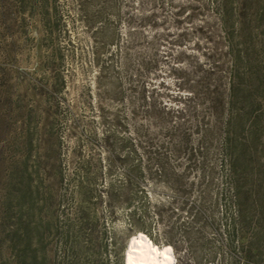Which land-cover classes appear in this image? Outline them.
Segmentation results:
<instances>
[{
	"label": "rangeland",
	"instance_id": "obj_1",
	"mask_svg": "<svg viewBox=\"0 0 264 264\" xmlns=\"http://www.w3.org/2000/svg\"><path fill=\"white\" fill-rule=\"evenodd\" d=\"M39 2L25 0L27 9L12 16L11 29L0 30V264H19L26 221L35 228L40 216L48 223L56 213L58 207L51 202V194L66 196L65 206H73L68 196L70 188L64 183L58 185L49 176L37 177L34 171L39 155L50 157L45 162L51 173V156L58 153L61 166L69 172L76 160L75 151L83 158L104 159L107 136L111 152L128 158L123 164L117 163L111 176L118 181L138 156L142 157L141 150L135 153L136 128L145 104L142 96L148 103L156 100L179 108L190 126L192 116L200 112L206 82L227 81L228 59L223 56L226 42L218 0H48L45 9ZM231 9L238 13L240 0H231ZM45 10L51 36L41 26ZM233 20L238 24L241 19L234 15ZM218 62L221 68L213 71V64ZM29 132L33 138L30 154L25 138ZM39 138L48 141L41 149L36 142ZM196 138L194 134L191 139L194 146ZM221 139L219 135L207 154L215 181L200 186L202 171L193 167L182 192L149 188L152 203L141 224L158 240L171 239L177 248L173 249L175 260L177 252L181 264H229L230 260L264 264V248L251 255L237 245L217 248L222 244L217 235V246L211 251L198 245L196 233L201 224L193 219L190 208L199 212L202 222L215 219L221 229L225 211L229 216L235 214L232 203L227 206L220 197L225 191ZM12 170L25 171L21 180L14 181V189L23 194L20 200L12 198ZM37 191L46 198V205L40 215L28 216V203L33 202L36 210L41 206ZM202 191L207 194L205 202L200 198ZM63 207L60 205V209ZM99 211L107 214L109 209L102 205ZM128 216L125 208H117L109 225V237L116 240L109 248L120 252L124 264L129 240L140 232L129 228ZM48 224L41 234L51 261L59 244ZM214 232L204 229L210 238ZM190 240L196 243L195 248L184 254Z\"/></svg>",
	"mask_w": 264,
	"mask_h": 264
},
{
	"label": "trees",
	"instance_id": "obj_2",
	"mask_svg": "<svg viewBox=\"0 0 264 264\" xmlns=\"http://www.w3.org/2000/svg\"><path fill=\"white\" fill-rule=\"evenodd\" d=\"M47 2L40 0L39 3L45 9ZM260 3L262 5L264 2L240 0V10L234 14L231 0H218L226 42L223 56L228 59L226 83L220 79L214 83L206 82L199 105L200 112L197 113V110L192 116L194 122L190 126L183 119L184 112L179 108H171L156 100L148 103L142 96L145 104L141 123L136 128L138 138L135 141V153L141 150L142 157L138 156L137 162L130 165L118 181L111 176L117 163L123 164L128 158L111 152L107 136L104 137L103 149L107 153L104 159L100 156L97 159L83 158L80 152L75 151L76 160L69 172L61 166L58 153L55 157L51 156V166L54 167L51 173L46 170L48 161L45 162V158L50 157L39 155L35 174L42 179L49 176L56 184L64 183L65 187L70 188L68 196L73 200V206H65L64 203L68 202L66 196L51 194V202H56L58 208L48 223L59 244L58 249L51 256V261L48 260L41 231L49 224L40 216V223L31 228L27 220L23 227L22 248L18 253L19 264H124L120 252L116 253L114 247L109 248L116 244V240L109 237V225L115 218L117 208L127 210L129 228L145 232L157 246L164 242L176 250L171 239L164 238L162 242L141 224L147 206L152 203L149 188L182 192L187 187L185 181L189 179L187 175L193 167L202 171L200 186L213 183L214 168L207 154L219 135L222 136L221 166L225 170L222 176L225 191L221 192L220 197L230 200L225 201V204L228 206L232 203L235 214L229 216L225 211V223L221 229L215 219L210 217L209 222H202L199 212H193V208H190V214L194 213L193 219L201 224L196 233L199 236L198 245L211 251V247L216 245L215 241L218 242L215 239L217 235L222 241V244L216 245L217 248L224 245L232 249L237 245L249 255L264 248V7L261 8ZM25 9V0H0V30L11 29L12 16ZM48 14V10L42 12L40 21L44 32L51 36ZM234 15L242 21L236 24ZM260 29L263 31L260 32ZM2 36L3 31H0ZM220 68L219 62L212 66L213 71ZM194 134L197 137L196 146L191 141ZM25 138L30 154L32 133H27ZM36 142L39 149L48 143L44 138L36 139ZM24 168L26 170V165ZM24 173L10 172L14 200L23 199V194L14 189V181L21 180ZM107 176L110 178L105 181ZM36 195L41 206L36 210L33 202L28 203V216L34 213L40 215L46 205L44 195H39L38 191ZM200 198L205 202L207 194L202 191ZM60 205L64 207L60 209ZM102 205L108 207L107 214L99 211ZM205 228L216 231L212 238L205 236ZM195 244L190 240V248L184 254H189ZM179 258L176 252V262L181 264ZM229 264L237 262L230 260Z\"/></svg>",
	"mask_w": 264,
	"mask_h": 264
},
{
	"label": "bare ground",
	"instance_id": "obj_3",
	"mask_svg": "<svg viewBox=\"0 0 264 264\" xmlns=\"http://www.w3.org/2000/svg\"><path fill=\"white\" fill-rule=\"evenodd\" d=\"M139 234L128 243L124 255L125 264H172L175 257L170 245L160 248L152 242L150 244L144 233Z\"/></svg>",
	"mask_w": 264,
	"mask_h": 264
},
{
	"label": "clouds",
	"instance_id": "obj_4",
	"mask_svg": "<svg viewBox=\"0 0 264 264\" xmlns=\"http://www.w3.org/2000/svg\"><path fill=\"white\" fill-rule=\"evenodd\" d=\"M175 260V259H174ZM172 264H176V260L171 262Z\"/></svg>",
	"mask_w": 264,
	"mask_h": 264
}]
</instances>
